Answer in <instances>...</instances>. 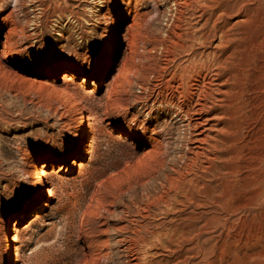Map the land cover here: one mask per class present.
<instances>
[{"label":"rangeland","instance_id":"1","mask_svg":"<svg viewBox=\"0 0 264 264\" xmlns=\"http://www.w3.org/2000/svg\"><path fill=\"white\" fill-rule=\"evenodd\" d=\"M55 1L0 0V264L9 228L38 192L35 168L46 160L53 162L46 177L49 194L42 199L46 206L34 205L18 224L20 256L12 264H127L131 253L114 243L125 214L166 233L161 244L141 255V264H264V211L237 220V214L208 202L173 203L169 211L150 207L152 218L138 216L163 177L181 164L178 129L164 122L163 113L144 117L137 103L144 96L140 88L150 86L163 63L176 22L171 2L70 0L61 15L53 10ZM246 8L247 18L233 30L244 38L243 47L264 35V0ZM232 16L228 22L236 24ZM201 23H191V30ZM171 50L178 59L185 55ZM255 52L264 62V40ZM109 53V66L95 77ZM68 70L74 73L63 83ZM84 78L91 84L84 85ZM250 96L254 106L212 112L220 131L210 134L217 148H211L213 159L193 168L223 207L255 190L249 180L264 174L263 95L258 88ZM70 99L94 128L84 141L85 153L76 156L78 130L86 120L75 121ZM158 126L164 131L152 133ZM233 138L247 144H238L234 157L225 150ZM32 163L34 173L28 172Z\"/></svg>","mask_w":264,"mask_h":264},{"label":"bare ground","instance_id":"2","mask_svg":"<svg viewBox=\"0 0 264 264\" xmlns=\"http://www.w3.org/2000/svg\"><path fill=\"white\" fill-rule=\"evenodd\" d=\"M38 1L42 3L50 0ZM68 1L70 0H56L55 3H58L54 5L53 10L63 15L65 11H68L69 6L66 5ZM169 1L174 9L172 21L176 13V22L172 24L173 27L166 39L163 63L152 75L153 82L150 86L140 88V92L144 96L138 99L137 103H139V109L144 117H149L154 112L163 113L166 117L164 122H168L170 127L174 126L178 129L181 134L182 151L179 155L181 164L176 168H171V174L163 177L159 182L157 194L147 197V203L140 206L137 211L138 216L141 219L152 218L153 215L149 214L150 207L163 212L171 210L173 203L199 207L204 206L206 202L226 209L232 215L237 214V220H241L246 212H250L254 216L253 213L264 211V174L249 180L255 190H251L245 197H242L236 205L223 207L221 206L222 199L214 198L208 194L207 187L199 183L193 169L203 159L207 161L213 159V149L211 148H217L216 144L212 145L211 142H214V139L210 136V134L219 131L215 128L216 124L212 123L217 118L215 114H212L213 111L221 108L234 111L241 104L254 106L250 94L258 88L264 101V62L262 56L255 52L258 42L264 40V35L258 38L253 37L243 47L240 42L244 38L233 33L234 28L244 22L243 18H247L246 4H252L253 0ZM232 15L238 19L236 24L228 22V19L233 17ZM200 22L202 23L198 28L191 30L193 29L190 26L191 23L198 25ZM128 45L131 46V44ZM172 46L185 53L182 59H178V54L171 50ZM110 59L111 53L96 67L95 77L98 76L100 70L109 66ZM71 71L64 72L63 83L74 73ZM57 72L58 69L53 71L54 74ZM257 80H259V84L256 83ZM82 83L88 85L91 84V81L84 78ZM83 95L90 96L91 92L84 90ZM69 107L76 112L75 121L80 123L84 119L86 120V123L81 125L78 130L79 141L78 150L75 152L76 156L85 153L84 141L94 128L89 115L79 107L76 99L69 100ZM251 121L256 122L257 118L250 117L249 122ZM248 126H252V124ZM157 128V131L152 133L163 132L165 129L162 126ZM248 134L249 131L245 133V135ZM217 137L220 138V136ZM132 139L135 142L138 141L137 138ZM232 140L230 145L225 146V150L234 157L237 156L238 151L235 148L238 147V144L242 147L247 144L245 140L241 142H238L236 138ZM52 163V160H46L37 168H35V163L28 166V172L34 173V168L37 169L35 184L38 187V192L34 202L19 216H16L14 224L6 234L5 264H12L20 256L17 245L18 236L16 235L18 224L26 220L28 211L34 205L41 202L40 207L46 206L42 204V199L49 194L46 177L47 170ZM206 170L207 168L204 169V171ZM235 170V166L229 168L231 173L236 172ZM190 171L194 173H190ZM49 185L51 184L49 183ZM124 218H126V224L115 229L118 235L114 239V243L122 248V251L131 253L127 264H141V255L146 252V249L161 244L166 233L152 228L151 230L146 229L141 222L128 214H125ZM229 224L231 223L225 220L223 227L228 229ZM139 228L145 229L143 230L145 234H141ZM231 242L234 243V241ZM164 247L169 249V246Z\"/></svg>","mask_w":264,"mask_h":264}]
</instances>
